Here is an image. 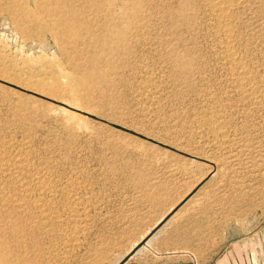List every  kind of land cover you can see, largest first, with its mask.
Masks as SVG:
<instances>
[{"label": "rangeland", "instance_id": "obj_1", "mask_svg": "<svg viewBox=\"0 0 264 264\" xmlns=\"http://www.w3.org/2000/svg\"><path fill=\"white\" fill-rule=\"evenodd\" d=\"M200 3L0 0V264H137L179 225L258 246L264 0L230 26L252 89Z\"/></svg>", "mask_w": 264, "mask_h": 264}, {"label": "crops", "instance_id": "obj_2", "mask_svg": "<svg viewBox=\"0 0 264 264\" xmlns=\"http://www.w3.org/2000/svg\"><path fill=\"white\" fill-rule=\"evenodd\" d=\"M220 227L221 222L219 223ZM186 227V226H185ZM180 227L177 232L164 229L158 231V237L165 238V245H147L140 252V262L137 264H264V238L257 239L252 250L246 251L245 243L237 246V249L230 250L228 229H213L210 233H203L204 228ZM193 230V231H192ZM196 233H193V232ZM206 231V229H205ZM202 232V233H199ZM172 235V244L169 243V236ZM214 237L212 241H196L195 238ZM240 237V236H239ZM238 237L237 242L240 241ZM216 239L215 241H213ZM235 251V252H234ZM233 252V253H232ZM231 253L232 255H230Z\"/></svg>", "mask_w": 264, "mask_h": 264}, {"label": "bare ground", "instance_id": "obj_3", "mask_svg": "<svg viewBox=\"0 0 264 264\" xmlns=\"http://www.w3.org/2000/svg\"><path fill=\"white\" fill-rule=\"evenodd\" d=\"M200 1L204 5L206 11L208 10L209 13H211V15L216 19L220 33L222 34V36H224V38L226 40V47H225L226 53H227V56H226L227 59L226 60L228 63L227 65H229V68L231 67V71H232L231 74H233L232 78L234 77L235 80L238 82L239 88L245 89L246 87L250 86L251 78L249 77L247 71H245L243 69L240 59L235 56V53H234L233 48L231 46L232 44L230 45V39H231V28H230V26L232 24L231 23L232 16H233V12H234L235 8L241 2V0H200ZM134 9H136V8H134ZM78 85H77V87H78ZM252 88H249V89H252Z\"/></svg>", "mask_w": 264, "mask_h": 264}]
</instances>
